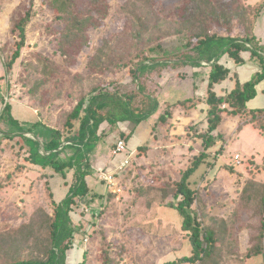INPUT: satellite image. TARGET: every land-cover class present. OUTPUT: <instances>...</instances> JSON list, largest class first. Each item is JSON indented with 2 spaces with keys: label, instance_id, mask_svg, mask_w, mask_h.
Instances as JSON below:
<instances>
[{
  "label": "trees",
  "instance_id": "1",
  "mask_svg": "<svg viewBox=\"0 0 264 264\" xmlns=\"http://www.w3.org/2000/svg\"><path fill=\"white\" fill-rule=\"evenodd\" d=\"M34 2L30 0L28 10L10 19V23L13 21L11 32L17 38L14 49L7 52L5 43L0 45L6 76L16 75L15 64L23 56L27 27L34 18ZM168 2L125 0L120 4L119 14L124 21L121 30L102 39L87 62V74L76 72L74 75L83 86V91L73 109L65 113L63 130L41 118L20 120L14 115L10 102H6L0 110V123L5 126L0 127V151L6 140L11 147L18 146L24 152L26 164L42 172L39 179L32 180L29 185L31 210L24 208L26 211L20 213L24 220L16 226L8 223L0 225V264H87L89 254L85 248V237L97 232L102 243L107 237L98 229L102 211L92 208L91 219H87L81 208L97 201L104 205L116 201V195L97 175L96 179L105 185L106 190L100 192L90 185L89 175L97 172L95 161L104 156L110 160L114 156L117 139L124 138L128 142L136 126L160 110L162 104L157 85L166 70H182L183 76L189 74V68L196 90L206 83L205 95H193L173 104L168 103L154 124L175 130L177 126L168 119L174 117L176 109L182 107L190 114L204 102L206 110L202 111L206 112L203 119L206 126L188 131L192 141L201 140V149L185 161L178 159L176 165L170 160L166 165L169 170L164 173L161 183L155 176L145 184L140 183L139 187L144 188L137 189L136 201L138 198L148 200L150 193L157 190L168 191L172 196L169 204L182 218V228L190 237L192 255L165 264H223L231 246L229 244L233 243L229 241L231 237L238 245L239 234L252 225L253 242L239 257L238 264H247V259L264 253V182L257 180L252 172L253 175L245 181L240 192L241 201L234 207L230 219L213 213L212 207L216 205L208 203V193L204 195V188H194L191 183L202 164H214L210 157L214 155L217 158L224 152L227 142L223 130L225 115L241 119L237 131L246 124H253L264 134V108L248 107L258 94V85L264 82V41L258 33L264 24V0L247 5L243 16L222 8L217 0ZM41 11L45 12L43 19L47 15L51 18L43 26L45 33L55 36L54 43L62 51L63 61L71 66L75 53L80 52L82 47L90 46L89 31L99 28L111 13L108 0H43ZM241 17L245 21L238 26L244 35L234 36V23L236 19L242 20ZM223 25L226 26V35L210 33L212 28ZM171 36L183 41L182 46L174 51L161 44L162 38ZM65 47L69 48L68 52L63 51ZM33 52L30 61L23 60V71L26 73L22 74L20 82L27 88L25 92L36 95V105L42 112L45 100H51L46 88L56 68L51 67L53 62L39 50ZM248 62L259 70L242 83L237 68ZM118 72L124 75L122 79L107 77ZM229 79L234 81L232 88L220 92L219 86ZM125 122L132 124L130 133L121 129V123ZM115 131H118V137L111 148L104 141ZM106 145L112 155L105 154ZM153 147L145 143L138 149ZM129 167L123 171L122 178L127 179L132 174ZM150 168L152 172L154 168ZM230 169L233 170L232 167ZM46 170L52 172L49 174ZM55 176L68 186L60 200L56 197L52 181ZM44 179L46 193L43 195L39 184ZM241 207L251 210L252 216L257 218L256 223L239 224ZM203 215L214 225H206ZM235 228L239 234L236 230L231 234ZM110 246L101 255L102 264H116L110 259ZM218 249L220 253L216 252ZM234 250L233 254L240 255V248ZM209 257L212 261L204 263Z\"/></svg>",
  "mask_w": 264,
  "mask_h": 264
},
{
  "label": "rangeland",
  "instance_id": "2",
  "mask_svg": "<svg viewBox=\"0 0 264 264\" xmlns=\"http://www.w3.org/2000/svg\"><path fill=\"white\" fill-rule=\"evenodd\" d=\"M173 1L175 0H169L168 4ZM260 1L262 0H217V3L222 5V8L229 9L233 14L238 13L243 16L247 5H254ZM41 2L43 0H35L34 2V18L27 27V44L23 49V56L15 64L16 75L6 76L5 68L2 67L3 61L0 60V110L6 102H10L13 105L14 115L20 120L33 121L41 118L43 121L47 120V123L63 130L65 113L73 109L76 99L83 91V86L74 75L76 72L87 74V62L95 53L96 48L101 45L102 39L111 33L121 30L124 21L122 19L123 16L119 14L120 4L125 2V0H108V3H110V16L102 21V25L99 28L89 31L91 44L89 47H82L80 52L75 53V61H73L72 66L67 65L63 61L62 51L58 50L54 43L55 36L47 35L44 31L43 26L50 22L51 18L47 15L43 19L45 12H40ZM29 7L30 0H0V40L3 39L2 43H5L7 52L14 49V44L17 40L11 32L13 21L11 24L10 19L20 16ZM241 19H236L234 23L236 26L233 32L234 36L244 35L243 30L238 26L239 23L242 24L245 21L244 18L241 17ZM245 25L247 24L245 23ZM225 27L224 25L214 27L210 30V33L226 35ZM262 27L261 31L264 41V24ZM161 44L167 50L174 51L176 47L182 46L183 41L181 38L171 36L162 38ZM33 50H39L46 57H49L53 62L51 67L56 68L55 74L50 76L51 81L46 88L51 100H45V107H43L42 112L41 108L36 105V95L25 92L27 88H24L22 82H20L22 81V74L26 73L23 71V60L30 61L32 59L31 54H34ZM63 51L68 52L69 48L65 47ZM3 55L5 56L6 52ZM246 56L248 57V54ZM248 64L255 66L251 62H248ZM239 68H237V72L241 70L243 75L244 69ZM189 71L190 68L187 70L189 74L182 76L181 72L184 73L182 70L169 69L159 79L157 93L162 104L161 108L155 115L143 121L139 127L137 126L138 134L144 144L146 141H153L150 131L148 132L146 128L150 129V126H153L150 123L157 122L160 113L164 111L165 107H168V103L173 104L180 99L196 96L198 90L194 88V81ZM35 76L31 75V77ZM123 76L119 72L114 75H107L109 79L117 77L122 79ZM193 91L195 92L192 94ZM180 109H182V116L187 114L184 108ZM205 114L206 112L200 111L194 120L187 122V124L182 122L179 125L181 130L170 131L165 125H160L158 130L161 133V142L156 145H167L166 141L169 136V140L173 138L174 143H172V146H158L155 149L153 147L152 150H137L136 147L132 148L129 146L134 151L133 161L129 167L133 172L129 174L130 176L127 179L120 177L119 181L123 187V192H120V198L118 199L116 196V201H109L106 205L97 201L93 205H84V208H81L84 212L83 215L87 219H91L92 208H98L102 211V215L98 220V229L107 237V240L103 243L101 235L97 232L85 237V248L89 254L87 264H102L101 255L107 250L108 245H111L112 250L110 259L116 264H165L176 261L183 256L192 255L190 237L188 232L182 228V218L178 211L169 204L172 197L171 194L168 191L166 193L165 191L157 190L150 193L148 200L146 198H138V201H136V199L137 189L143 187H139L140 183L145 184L153 176L161 180L159 181L161 183L165 178L164 173L169 170L166 165L170 160H173L174 165H176L178 159L183 158L180 161H185V158L191 157L201 149V140L197 138L192 141L188 131L190 128H192V131L204 128L206 124L205 120H203ZM175 115L176 112L174 117L172 119L169 118L168 121L173 123L181 122V120L178 121L175 118ZM224 119L226 122L223 124V130L226 133L227 141L224 144V152L217 155V158H214V155L210 157L209 160L215 161L214 164H202L191 179V183L194 188H204L202 191L204 195H206L205 192L208 193V197L206 196L209 199L208 203L216 205V207H212L213 213H218L230 219L233 215L234 207H237V204L241 201L240 192L245 181L254 173L257 180L264 182V167L263 169H260L259 166L256 167V162L252 158H248L253 157L256 160L258 159L259 164L261 163L259 159H262L260 158L262 156L264 157V135L252 124H246L240 128L239 132L236 131L241 120L239 117L225 115ZM121 126L124 131H129L128 129L132 128V124L128 122L121 123ZM0 127L3 128L5 126L0 123ZM117 137L118 131H115L105 139L104 143L107 142L109 144V146L106 145L105 150L109 151L110 148L108 147L114 144ZM3 145L0 151V225L8 223L16 226L24 220L20 213L31 210L29 205L32 202V198L29 185L32 180L39 179L42 172L25 163L24 152L20 151L18 146L11 147L6 140ZM164 149L170 150L171 153L163 151ZM107 151L106 155L108 154ZM236 151H241L242 158L244 157L241 166L235 163L234 153ZM110 160H114V156ZM110 160H103L100 157L95 161V165L99 166L103 162H107V165H110ZM150 167L154 168L151 170L152 172H150ZM231 167L233 170L230 169ZM46 172L50 174L52 171L46 170ZM96 175L97 172L89 175V183L98 185L102 191L106 190L105 185L96 180ZM175 175L179 176L178 174ZM55 177L52 181L56 197L60 200L64 197L68 186L63 184L64 182L60 177ZM71 180L70 176L69 181ZM44 184L45 179L41 180L39 184L41 194L46 193ZM166 194H168L167 197L165 196ZM218 204H221V206H218ZM240 211L239 224L248 223L251 225L254 222L256 223L257 218L255 219L252 216L249 208L241 207ZM75 216L79 219L77 215ZM202 219L206 225H214L209 222L206 216L203 215ZM253 226H247L242 234L239 230H236L237 228L231 230V234L234 233L233 230H236L238 234L240 233V243L238 245L235 244V238L231 237L229 241L233 243L229 244L231 246L228 254L225 255L226 258L223 264L239 263V257L247 251L253 242ZM216 230L219 231V228ZM217 233L219 234V232ZM236 247L240 248V255L233 254ZM216 252L220 253V250L218 249ZM211 261L212 257H209L204 263H210ZM246 263L264 264V253L247 259ZM74 264L76 263L74 262Z\"/></svg>",
  "mask_w": 264,
  "mask_h": 264
},
{
  "label": "crops",
  "instance_id": "3",
  "mask_svg": "<svg viewBox=\"0 0 264 264\" xmlns=\"http://www.w3.org/2000/svg\"><path fill=\"white\" fill-rule=\"evenodd\" d=\"M260 31V32H259ZM258 31V33L262 36V31H261V29ZM262 39H263V36H262ZM2 40L3 39H1L0 40V45L2 44ZM1 57H2V55H1V53H0V60H1ZM2 61V60H1ZM2 63V62H1ZM3 64V63H2ZM2 67H4V65H2ZM238 67H240L241 69H244V72H243V75L241 74V70H239L238 71V74H239V79H240V81L241 82H246V81H248L251 77H252V75L255 73V72H257L259 69H258V67L256 66H253V65H251V64H248V63H246V64H244V65H242V66H238ZM5 68V67H4ZM239 68V69H240ZM233 84H234V81L233 80H231V79H229V80H227V81H225L223 84H221L220 86H219V90H220V92H223V89L225 90H229V89H231L232 88V86H233ZM195 91H193L192 92V94L194 93ZM205 93H206V83L204 84V86L202 87V88H199V90H198V92L196 93V95H198V96H204L205 95ZM248 107L249 108H252V109H255V108H264V82L262 83V84H260V85H258V94H257V96L253 99V100H251L249 103H248ZM180 108H182V107H180ZM180 108H178V109H176V115H175V118H177L178 119V121H180L181 120V122H178V123H173V122H171V124L173 123V124H175V126H177L176 127V130H181V127H179V125L182 123V122H185L186 124H187V122L189 123L191 120H194L198 115H197V113H199L200 111L202 112V109H205L206 110V104L205 103H200L199 104V106H198V109L197 110H193V111H191L190 112V114H184L183 116H182V109H180ZM187 115H190V116H188L187 117ZM172 119V118H171ZM226 122V120L224 119V123ZM151 125H153V126H150V129L147 127L146 128V130L150 133V136L151 137H153V141H146L145 143H149L150 145H154V149L156 148V147H169V146H172L173 144L172 143H174L173 142V138H170V140H169V136H168V139H167V141H166V143H167V145H164V144H160V145H156V144H158V140H160L159 139V137L161 136L160 134V131L158 130V126H156L155 124H154V122L153 123H150ZM172 124V125H173ZM140 125V124H139ZM139 125H138V127H139ZM157 127V129H155L154 127L155 126ZM253 125V124H252ZM149 126V125H148ZM167 126H169V125H167ZM122 127V126H121ZM137 126H136V128H135V130H134V132L132 133V135H131V137H130V139H129V141H128V146H130V147H136L137 148V150H138V148H139V146L140 145H144V143H143V141H142V138H140V135L138 134V131H137V128H138ZM122 130H124L123 128H121ZM237 129V128H236ZM258 129V128H257ZM129 131H125V132H131V129H128ZM259 130V129H258ZM171 131H173V129L171 130ZM237 131V130H236ZM153 132V133H152ZM239 132V131H238ZM259 132L262 134V135H264L260 130H259ZM151 133H152V135H151ZM135 137H137V139H135ZM174 137V136H173ZM140 138V139H139ZM170 141H172V142H170ZM149 150H152V148L151 149H149ZM163 151H167V153H171L170 152V150H163ZM107 155H110V154H112V152L111 151H107ZM236 153H240L241 155H242V152L241 151H236L234 154H236ZM125 155H121V156H118L117 158H116V160H110L111 161V163H110V165H107V162H103V163H100V165L99 166H102V165H106L107 167H109V166H112V168L113 167H115V165H114V163H116L118 160H120V159H122L123 157H124ZM243 156V155H242ZM248 157V156H247ZM105 158H107V156H104L103 157V160H106ZM172 158H173V156H172ZM244 158V157H243ZM248 158H252L253 159V161L254 162H256V164L259 166V168L261 169H263V167H264V157L262 156V157H260V158H262V159H259L260 160V164L258 163V159L256 160L255 158H253V157H248ZM112 159V158H111ZM108 160V159H107ZM109 161V160H108ZM116 161V162H115ZM256 165V166H257ZM98 166H96V168H97ZM97 180V179H96ZM98 181V180H97ZM90 185H92V186H94V187H96V189L98 190V191H102L101 189H99V186L98 185H96V184H92V183H90ZM105 191V190H104Z\"/></svg>",
  "mask_w": 264,
  "mask_h": 264
},
{
  "label": "built area",
  "instance_id": "4",
  "mask_svg": "<svg viewBox=\"0 0 264 264\" xmlns=\"http://www.w3.org/2000/svg\"><path fill=\"white\" fill-rule=\"evenodd\" d=\"M125 155L122 159L118 160L114 163L115 167L112 166L107 167L106 165L98 166L97 167V176L99 180L105 182L106 187L110 190L113 194L120 198V192H123V187L120 184V177L123 176V171L128 168L131 163L132 156L134 155V151L128 146V142L124 138H118L116 141V147L114 149V160L118 156ZM235 163L238 166L243 164L244 158L240 153H236L234 155ZM119 194V195H117ZM82 208H84L82 206Z\"/></svg>",
  "mask_w": 264,
  "mask_h": 264
}]
</instances>
